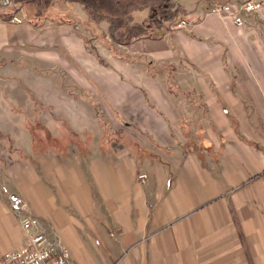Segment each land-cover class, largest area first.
<instances>
[{"label": "crops", "instance_id": "obj_1", "mask_svg": "<svg viewBox=\"0 0 264 264\" xmlns=\"http://www.w3.org/2000/svg\"><path fill=\"white\" fill-rule=\"evenodd\" d=\"M238 1L174 0L188 27L116 46L121 59L104 47L115 69L91 55L83 20H0V102L26 103V83L44 84L27 72L45 68L97 89L86 108L114 121L86 149L0 145V255L24 241L21 201L73 264H264V30L208 14Z\"/></svg>", "mask_w": 264, "mask_h": 264}, {"label": "rangeland", "instance_id": "obj_2", "mask_svg": "<svg viewBox=\"0 0 264 264\" xmlns=\"http://www.w3.org/2000/svg\"><path fill=\"white\" fill-rule=\"evenodd\" d=\"M71 10L74 23L78 24L80 20H84L83 12L79 6H74ZM13 15L21 17L22 23L25 22L22 10L18 9ZM45 23H48V21H45ZM77 27L78 30L82 31L80 26ZM93 34L96 35V32L92 30L91 35L89 34L87 37L91 55L99 57L103 63L111 66L112 69H115L114 65H121V61L109 57L108 51L99 44ZM72 46L76 48L73 44ZM48 54L41 53L40 57L51 60V55ZM48 64H46L47 68L54 65V63ZM64 69L66 70V68ZM122 69L123 71H119L120 74H123L124 77L129 75V71L126 72L125 68ZM53 74L52 76L45 68L42 73L34 75L27 72V82L36 81L44 82V84L35 90L32 85L26 83V87L28 91L32 92V95L28 96V100L24 104L19 105L15 100L6 99L3 95L0 102L1 146L7 149L10 147L23 148L27 154H31L37 149H48L51 145L48 141L49 137L54 139V144L64 150L67 148L86 149L96 143L98 136L101 135V128L114 123L113 119L109 120L110 114L108 111L103 114V110L99 109L100 106L95 108L97 113L94 111L90 112L86 108L89 98L92 104L99 105L96 101L94 102V100H98L96 96L97 89L94 88V92L92 87H88L90 88L89 91H83L80 88H73L69 81L66 80L63 85L60 76L57 73ZM108 75L113 76L112 73H108ZM65 77H67L66 73ZM48 81L52 82V85L47 84ZM112 81L114 82L115 80L112 79ZM67 92H69V96ZM74 97L76 99H72ZM104 116L106 117L105 121L101 119ZM2 134H8V136L2 137ZM10 154L16 153L10 151Z\"/></svg>", "mask_w": 264, "mask_h": 264}, {"label": "trees", "instance_id": "obj_3", "mask_svg": "<svg viewBox=\"0 0 264 264\" xmlns=\"http://www.w3.org/2000/svg\"><path fill=\"white\" fill-rule=\"evenodd\" d=\"M74 6L81 8L84 26L96 32L98 42L116 59L122 58L116 46L160 39L181 14L174 0H9L0 7V20L8 21L19 9L34 28L45 21L72 24Z\"/></svg>", "mask_w": 264, "mask_h": 264}, {"label": "built area", "instance_id": "obj_4", "mask_svg": "<svg viewBox=\"0 0 264 264\" xmlns=\"http://www.w3.org/2000/svg\"><path fill=\"white\" fill-rule=\"evenodd\" d=\"M208 14L228 20L237 29L246 26L244 14L253 15L258 26L264 30V0H239L237 3L215 4L210 6ZM8 22L20 25L23 20L13 15ZM188 25L185 20L180 19L170 28L179 30L187 28ZM144 179V175L137 177L140 184H144ZM11 209L25 238L19 247L0 255V264H73L66 248L60 246L57 241L49 242L44 234L34 232L37 220L25 203L12 201Z\"/></svg>", "mask_w": 264, "mask_h": 264}, {"label": "water", "instance_id": "obj_5", "mask_svg": "<svg viewBox=\"0 0 264 264\" xmlns=\"http://www.w3.org/2000/svg\"><path fill=\"white\" fill-rule=\"evenodd\" d=\"M9 0H0V7H4L8 4Z\"/></svg>", "mask_w": 264, "mask_h": 264}]
</instances>
